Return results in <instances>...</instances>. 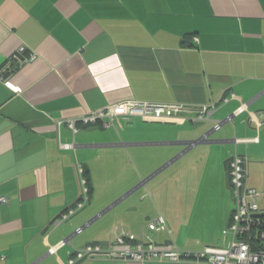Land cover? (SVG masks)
Listing matches in <instances>:
<instances>
[{"label":"crops","instance_id":"obj_1","mask_svg":"<svg viewBox=\"0 0 264 264\" xmlns=\"http://www.w3.org/2000/svg\"><path fill=\"white\" fill-rule=\"evenodd\" d=\"M132 100L190 112L176 122L99 119ZM204 106L214 107L210 118L195 122ZM262 115L264 0H0V198L9 199L0 204V264H67L88 245L108 249L121 229L183 250L221 247L234 211L235 153L264 212ZM209 132L211 141H228L184 154L173 144ZM120 150L140 163L134 177H113ZM178 155L171 163H209L204 191L188 180L169 195L152 178L89 224L153 174L145 163ZM78 165L89 201L56 225L80 198ZM168 200L183 238L167 226L147 228L155 202ZM77 264L170 263L97 256Z\"/></svg>","mask_w":264,"mask_h":264},{"label":"built area","instance_id":"obj_2","mask_svg":"<svg viewBox=\"0 0 264 264\" xmlns=\"http://www.w3.org/2000/svg\"><path fill=\"white\" fill-rule=\"evenodd\" d=\"M241 2L244 0H232ZM24 48L20 49V53ZM34 57H30L33 59ZM27 59L26 61H28ZM214 107L204 106L199 117L194 119L208 120ZM190 111L181 104H159L140 101H128L109 106L100 114V118L123 117L131 119L142 118L154 122L182 121L183 116ZM264 117V115H262ZM96 121V117L86 119L85 122ZM261 125V124H260ZM71 129L75 131V122H70ZM219 129V124L216 126ZM246 160L237 153L230 158L231 192L234 202V211L229 225L222 233L221 247H207L202 251L183 250L175 244H156L150 235H135L121 229L115 230L114 238L108 249L100 245H88L75 251L67 264H77L97 256L105 257L110 261H136L139 263H170V264H264V212L259 208L261 194L248 185V170ZM77 172L80 178L81 194L75 207L67 208L56 225L65 222L77 212L85 208L89 201V189L84 177V169L78 165ZM9 201L0 198V204ZM149 232L165 229L166 223L162 217L147 225ZM81 230L78 231L80 233ZM5 258L1 257V261Z\"/></svg>","mask_w":264,"mask_h":264},{"label":"rangeland","instance_id":"obj_3","mask_svg":"<svg viewBox=\"0 0 264 264\" xmlns=\"http://www.w3.org/2000/svg\"><path fill=\"white\" fill-rule=\"evenodd\" d=\"M114 163H118V170L116 172L115 180L123 177H134L135 174L139 173L140 163H136L137 166L133 167V163L129 160V156L123 150H120V155L115 159ZM146 166H150L151 169L156 168L153 172H157L163 167H166L164 170L159 172L150 182L153 183L156 187H159L162 184L166 185L165 190H162L166 194H174L180 191V181H194L193 187H196L198 192H202L207 187V183L203 180L211 168L209 163H145ZM161 164V165H160ZM168 165V166H166ZM159 166V167H158ZM105 179L110 178V174L105 175ZM198 183V185H197ZM159 184V185H158ZM160 191V190H159ZM169 197V196H168ZM155 202V201H154ZM156 201L153 206V211H151V220L155 221L160 216H162L166 221L169 220L167 229L171 232H174L175 235L178 233L180 238H183L178 230L177 223V208L172 201H167L164 203Z\"/></svg>","mask_w":264,"mask_h":264},{"label":"water","instance_id":"obj_4","mask_svg":"<svg viewBox=\"0 0 264 264\" xmlns=\"http://www.w3.org/2000/svg\"><path fill=\"white\" fill-rule=\"evenodd\" d=\"M230 120L227 119L226 121H224V123H228ZM220 127V124H219ZM212 132V131H211ZM211 132L206 133L205 135H203L202 137H200L197 140H185V141H180L179 143H173V144H179L183 147H185V150L181 153L184 154L187 151H189L193 146L198 145V144H202L204 142H216V143H224L226 141H228V139H223V140H218V141H211L210 135ZM180 155H178L175 159L171 160V162H173L174 160H176ZM168 166V165H166ZM166 167L161 168L160 170H158L157 172L153 173L150 177H148L146 180H143L139 185H137L135 188H133L132 190H130L128 193H126L120 200H118L116 203H114L111 207L107 208L105 211H103L100 215H98L97 217H95L92 221L89 222V224H91L92 222H94L95 220H97L98 218H100L101 216H103L104 214H106L113 206H115L118 202H120L123 198H126L128 196H130L131 194H133L134 192H136L141 186H143L145 184V182L149 181L150 179L154 178L157 174H159V172H161L162 170H164Z\"/></svg>","mask_w":264,"mask_h":264}]
</instances>
